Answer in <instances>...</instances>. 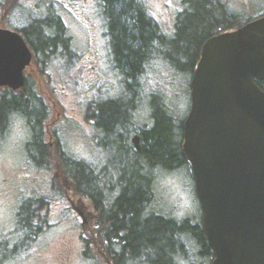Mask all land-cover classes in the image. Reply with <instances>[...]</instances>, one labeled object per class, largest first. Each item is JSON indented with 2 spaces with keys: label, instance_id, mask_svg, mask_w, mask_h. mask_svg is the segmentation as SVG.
<instances>
[{
  "label": "rangeland",
  "instance_id": "374dc122",
  "mask_svg": "<svg viewBox=\"0 0 264 264\" xmlns=\"http://www.w3.org/2000/svg\"><path fill=\"white\" fill-rule=\"evenodd\" d=\"M142 1L162 31L172 36L177 17L185 9L182 0ZM226 3L232 12L244 16L242 20L256 19L264 12V0H226ZM0 4L1 28L15 30L51 13L63 20L77 61L68 67L66 59L59 56L58 61L56 57L51 64L40 66L36 59L27 70L28 82L36 87L47 106L48 120L56 117L62 120L56 137L63 152L74 160L92 165L100 173L105 170L107 175L103 176L107 177V183L120 179L123 173L119 172V163L126 161L115 137L102 127L106 122L112 127V119L119 113L120 106L129 113L134 109L131 126L124 132L130 144L136 130L152 127V112L164 102L179 121L187 118L191 107L192 76L177 74L161 59L149 63L140 76L138 100L128 94L126 81L129 80L114 64L106 17L99 0H0ZM132 89L135 90V86ZM3 92L0 91V96ZM106 100L117 103L105 106ZM53 104L57 106L55 109ZM106 108L112 119L105 122ZM10 120L24 119L13 115ZM99 121L103 125L97 128L95 122ZM28 140L26 130L19 124L7 137L0 138V234L6 257L2 264H106L107 258L103 259L94 242L85 254V243L78 240L77 226L80 224L70 212L61 213L64 206H70L65 197L66 192L69 194L65 185L72 186V181L66 176L59 155L49 147L48 158L44 150L37 148L36 159L47 163L43 167L34 166L26 148ZM46 143L49 145L50 140ZM148 165V161L142 160L143 168ZM125 168L128 177H134L140 166L129 160ZM152 174L155 200L151 209L180 223L191 220L200 225L202 211L190 166L182 165L176 171L159 167ZM34 198L50 202L47 207L52 204L51 211L49 214L46 206L39 211L41 231L35 240L31 238L33 235L29 236V242L21 252L19 247L25 241L20 240L27 236L22 229L33 230V219L32 214L27 215L21 226L19 205L28 199L33 204ZM86 206L88 222L82 226L83 238L88 236L91 240L94 234L91 235L92 223L89 222L96 214L88 200ZM187 245V255L178 256V264H212L210 258L198 255L196 242L189 241Z\"/></svg>",
  "mask_w": 264,
  "mask_h": 264
},
{
  "label": "trees",
  "instance_id": "16d2710c",
  "mask_svg": "<svg viewBox=\"0 0 264 264\" xmlns=\"http://www.w3.org/2000/svg\"><path fill=\"white\" fill-rule=\"evenodd\" d=\"M182 3L185 9L177 17L175 33L169 36L162 31L161 25L150 15L142 0H99L106 17L114 64L129 80L126 81L128 94L137 100L139 78L154 59L165 61L177 74L193 76L207 40L255 20H242L244 16L232 12L226 0H182ZM15 30L34 50L41 66L51 64L56 57V61L60 57L66 59L68 67L77 61L72 39L57 14L34 19L27 26ZM258 85L264 90V82ZM30 88L25 91L26 98L6 92L5 98L0 100L1 120L14 113L28 120H42V99L33 95ZM116 103L110 101L105 106H115ZM169 108L164 102L152 112L153 124L142 133L141 152L132 149L127 142L128 135L124 132L131 126L128 124L131 115L126 108L120 106L114 119L105 109L104 120L112 119V127L107 122L106 125L95 122L98 128L102 124V127L111 129L105 128V132H111L125 154L126 161L119 163L118 168L123 175L117 182L107 183L105 170L100 173L92 165L74 160L65 153L59 156L73 187L92 204L96 214L89 222L92 223L91 235L94 236L91 240L88 236L86 239L82 237L85 254H88L94 242L103 259L107 258L106 264H178V256L187 255V242L193 241L200 257L214 260L202 223L194 224L191 220L180 223L151 209L155 200L152 171L159 167L176 171L182 165L190 166L182 154L184 121H179ZM92 116L94 119L95 115ZM117 125L119 128H116ZM29 148L31 158L37 165H44L36 159L34 153L37 148L50 157L49 148L43 145L42 139L30 144ZM129 160L140 166L134 177H128L125 168ZM142 160L148 161V168L142 167ZM27 215H31L29 204L23 207L22 225Z\"/></svg>",
  "mask_w": 264,
  "mask_h": 264
},
{
  "label": "water",
  "instance_id": "95a60500",
  "mask_svg": "<svg viewBox=\"0 0 264 264\" xmlns=\"http://www.w3.org/2000/svg\"><path fill=\"white\" fill-rule=\"evenodd\" d=\"M33 52L0 27V88L18 91ZM264 16L211 37L191 79L182 154L212 264H264ZM137 152L140 137L132 139Z\"/></svg>",
  "mask_w": 264,
  "mask_h": 264
},
{
  "label": "flooded vegetation",
  "instance_id": "af4514ba",
  "mask_svg": "<svg viewBox=\"0 0 264 264\" xmlns=\"http://www.w3.org/2000/svg\"><path fill=\"white\" fill-rule=\"evenodd\" d=\"M17 31V30H15ZM33 52V61H32V64L31 66L35 63L36 61V54L34 52V50L32 48H30ZM31 66L29 68H31ZM41 66V65H40ZM27 68V70L29 69ZM27 70L25 71V77H26V82H25V85L22 87V89L18 90V91H12L10 88H7V87H3V88H0V91L4 90L3 94L0 96V100H2L3 98H5V94L6 92L10 91V92H13L16 96L18 97H22V98H26L27 94H26V89L27 88H30V92L35 96L39 97L40 99H42L40 96H39V93H37L36 91V87L33 86V84H30L28 82V74H27ZM32 90V91H31ZM49 101V100H48ZM107 102H110V101H114V100H106ZM43 102V108H44V115L42 116V120H28L26 117H24L23 115H20V114H12L11 116L13 115H20L24 120H10L11 116L5 120H1V112H0V138H5L7 137L10 133H12L13 131V128L17 126V124L21 125L24 127V129L26 130V133L27 135L29 136V140L27 141V145H26V148H27V152H28V155L33 163L34 166H37L39 167L40 165H37L36 162L34 160H32L31 158V155H30V144H34L36 143L39 139H42L43 140V145L45 147H52L54 149L55 152H57V154L59 156H61L62 154H64L63 150L61 149V147L59 146L60 143L58 144V138L56 137V133L59 131L60 129V126L62 124V120H57V117L55 120H48V108L47 106L45 105L44 101L42 100ZM54 105V104H53ZM38 107V105H37ZM56 104L54 105V109L56 108ZM35 109V107L33 108ZM130 122L128 121V124H131L132 123V117L134 115V111L132 110V112H130ZM59 117V116H58ZM90 117L93 118V116L91 115ZM97 123V122H96ZM96 123H95V126H96ZM101 123V122H100ZM100 127L102 126V124H99ZM97 127V126H96ZM98 128V127H97ZM144 130L146 129H138L134 132L133 136H132V139L135 137V136H139L140 137V145H141V150L139 152L142 151L143 149V138H142V133L144 132ZM47 139L50 140V143L48 145L47 142ZM132 139H131V148L135 150L134 146H133V143H132ZM136 151V150H135ZM48 157V156H47ZM47 163V162H46ZM44 163V164H46ZM44 166V165H43ZM43 166H40V167H43ZM67 187L66 191H68L69 194H65V197L67 198L70 206L67 207V206H64V208L68 209V211H65L64 208L61 209V213L62 212H70L75 218L76 220L78 221V223L80 224L79 226H77L78 228V240L81 242L82 241V237H83V227L84 224L86 225L87 222H88V217H86L87 215V212H86V209H87V206H86V198L83 197L81 194L77 193V190L75 187L72 186H69V184H66L65 185ZM34 202L32 204V201L30 199L28 200H24L20 203L19 205V212H18V221L20 223L21 226H23L21 224V214L23 212V207L26 205V204H29V206L31 207V214H32V227H33V230L31 231H27L26 228L23 227V231L26 233V237H23V239H21L20 241H25L23 243L22 246L19 247V249L21 250L22 252V248H24L25 246H27L26 244L29 242L28 238L29 235L33 237H31L33 240H35V236H38V232L41 231V227L40 225H38V221H39V214H40V210L44 209L45 206L47 207L48 201L44 200V199H41V198H34ZM65 200V199H63ZM52 205V204H51ZM51 205L48 206L46 208L47 211H49V214H50V211H51ZM37 220V221H36ZM26 238V239H24ZM2 236L0 234V264H2V262H4V260L6 259V257L4 256L3 254V248H1L2 246ZM33 243V242H31ZM24 252V250H23ZM17 254H18V251H17Z\"/></svg>",
  "mask_w": 264,
  "mask_h": 264
},
{
  "label": "bare ground",
  "instance_id": "6f19581e",
  "mask_svg": "<svg viewBox=\"0 0 264 264\" xmlns=\"http://www.w3.org/2000/svg\"><path fill=\"white\" fill-rule=\"evenodd\" d=\"M60 38V37H59ZM57 43V42H56ZM151 92V91H150Z\"/></svg>",
  "mask_w": 264,
  "mask_h": 264
}]
</instances>
